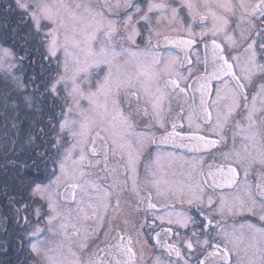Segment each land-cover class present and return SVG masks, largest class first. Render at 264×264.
Wrapping results in <instances>:
<instances>
[{
  "label": "snow or ice",
  "instance_id": "6c2138e0",
  "mask_svg": "<svg viewBox=\"0 0 264 264\" xmlns=\"http://www.w3.org/2000/svg\"><path fill=\"white\" fill-rule=\"evenodd\" d=\"M9 225L17 264H264V0H0Z\"/></svg>",
  "mask_w": 264,
  "mask_h": 264
},
{
  "label": "trees",
  "instance_id": "16d2710c",
  "mask_svg": "<svg viewBox=\"0 0 264 264\" xmlns=\"http://www.w3.org/2000/svg\"><path fill=\"white\" fill-rule=\"evenodd\" d=\"M16 229L11 225L8 226V233L6 235H0V261H4L5 264H17V261L24 254L19 252L16 247L14 239ZM7 240V245L2 242Z\"/></svg>",
  "mask_w": 264,
  "mask_h": 264
},
{
  "label": "flooded vegetation",
  "instance_id": "af4514ba",
  "mask_svg": "<svg viewBox=\"0 0 264 264\" xmlns=\"http://www.w3.org/2000/svg\"><path fill=\"white\" fill-rule=\"evenodd\" d=\"M1 245V244H0Z\"/></svg>",
  "mask_w": 264,
  "mask_h": 264
},
{
  "label": "rangeland",
  "instance_id": "374dc122",
  "mask_svg": "<svg viewBox=\"0 0 264 264\" xmlns=\"http://www.w3.org/2000/svg\"><path fill=\"white\" fill-rule=\"evenodd\" d=\"M1 246V245H0Z\"/></svg>",
  "mask_w": 264,
  "mask_h": 264
}]
</instances>
